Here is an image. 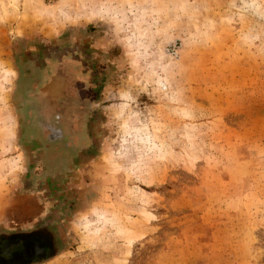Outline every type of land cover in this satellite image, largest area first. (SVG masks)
I'll return each instance as SVG.
<instances>
[{
	"label": "rangeland",
	"instance_id": "374dc122",
	"mask_svg": "<svg viewBox=\"0 0 264 264\" xmlns=\"http://www.w3.org/2000/svg\"><path fill=\"white\" fill-rule=\"evenodd\" d=\"M35 235L17 263L264 264V0H0V248Z\"/></svg>",
	"mask_w": 264,
	"mask_h": 264
},
{
	"label": "flooded vegetation",
	"instance_id": "af4514ba",
	"mask_svg": "<svg viewBox=\"0 0 264 264\" xmlns=\"http://www.w3.org/2000/svg\"><path fill=\"white\" fill-rule=\"evenodd\" d=\"M78 85L79 84L76 86L77 89H75V94L77 92L80 93L79 95L81 96V93L83 91L86 92L87 89L85 86L81 87V85ZM61 88L62 89L60 90L67 89L66 80H63ZM30 107L33 108L32 105ZM38 107V116L36 117L37 120L35 119L31 121V119H28L26 121V124L28 125L26 127L30 131L29 136H32L31 139H34L33 137L38 138L40 143L46 147V156H57V154L60 156H68L67 152L71 153V155H74L75 157L76 155L78 156L81 153L82 148L80 147V143L77 141L78 139L75 131L67 122L65 112L63 111L58 113V111L52 109V107H40V105ZM60 147L62 149L61 152L57 153L54 151H57ZM5 242L0 250V257L2 258L0 264H6V262L10 264L11 261L12 263L16 261L14 259L15 257L11 253L12 251H10V246L5 244ZM40 242H44L46 244V251L50 253L51 246L42 239ZM27 252H25V255L23 254V257L28 258L29 255H31V250L28 253Z\"/></svg>",
	"mask_w": 264,
	"mask_h": 264
},
{
	"label": "trees",
	"instance_id": "16d2710c",
	"mask_svg": "<svg viewBox=\"0 0 264 264\" xmlns=\"http://www.w3.org/2000/svg\"><path fill=\"white\" fill-rule=\"evenodd\" d=\"M41 228H43V227H40V229ZM27 234V233H26ZM26 234H25V236H26ZM33 234L31 233H28V236H26V238L28 239V237H31ZM23 236V235H22ZM21 236V237H22ZM24 237V236H23ZM26 238H15V239H13V238H8V240H6L7 242H5V244H8V246H10V251H12L11 253H12V255L15 257L14 259L16 260V261H20V259L23 257L22 256V253H23V250L25 249V247H24V244H25V239ZM34 238H36V239H33V240H31V242H34V241H37V242H39V243H42V244H44L45 245V249H46V244L44 243V242H40L41 240H37V238H39V237H37V235H35V237ZM26 239V240H27ZM44 241V240H43ZM4 242H3V244H4ZM31 242H29V244L28 245H30V243ZM46 243H48L50 246H51V248L53 247V244H52V242H50L49 240L47 241H45ZM2 244V245H3ZM2 247V246H1ZM23 247V248H22ZM21 248V249H20ZM0 250H1V248H0ZM47 252V251H46ZM56 254L55 253H48L47 252V257H46V260H48L49 258H51L52 256H55ZM30 259H31V262L30 263H34L35 261H37V260H40V261H42V260H45V259H42V258H40L39 256H36V257H32L31 255H30ZM42 259V260H41ZM14 260V261H15ZM2 261V258L0 257V262ZM15 261V262H16ZM17 263V262H16ZM16 263H13V264H16ZM17 264H20V263H17Z\"/></svg>",
	"mask_w": 264,
	"mask_h": 264
},
{
	"label": "water",
	"instance_id": "95a60500",
	"mask_svg": "<svg viewBox=\"0 0 264 264\" xmlns=\"http://www.w3.org/2000/svg\"><path fill=\"white\" fill-rule=\"evenodd\" d=\"M29 246H30L32 257L39 256L42 259H46L47 252H46L44 244L34 241V242H31Z\"/></svg>",
	"mask_w": 264,
	"mask_h": 264
}]
</instances>
